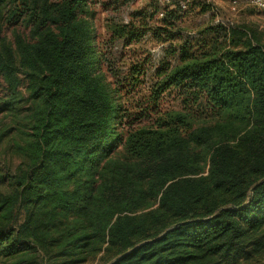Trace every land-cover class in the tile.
Masks as SVG:
<instances>
[{
	"label": "trees",
	"instance_id": "obj_1",
	"mask_svg": "<svg viewBox=\"0 0 264 264\" xmlns=\"http://www.w3.org/2000/svg\"><path fill=\"white\" fill-rule=\"evenodd\" d=\"M96 4L0 0V264H263L264 32L194 45L178 0L160 25L150 7L108 26L178 42L130 111L150 57L119 84Z\"/></svg>",
	"mask_w": 264,
	"mask_h": 264
},
{
	"label": "rangeland",
	"instance_id": "obj_2",
	"mask_svg": "<svg viewBox=\"0 0 264 264\" xmlns=\"http://www.w3.org/2000/svg\"><path fill=\"white\" fill-rule=\"evenodd\" d=\"M95 28L105 53V58L109 63L111 75L114 79L123 84L127 75L129 63L135 59L142 60L150 57L149 65L146 67L143 88L137 93L128 96L129 110H139L146 106L147 90L153 81L156 67L162 61H169L173 64L178 59L176 53L178 42H158L152 38L151 33L138 43L129 46L124 45L122 41L110 43L108 41V26L126 24L131 16L137 11H144L156 8L157 13L152 16L151 25H160L165 17L160 14L169 8V11L177 9L176 7L165 6L163 2L151 4L150 0H95ZM233 5L232 0H193L187 12L178 13L180 18L176 24L181 29L182 40L198 45L204 40L214 38L212 32L218 25H228L229 23L255 27L264 32V12H260L251 7L244 0H237ZM151 7V8H150ZM207 7V12L202 9ZM152 11V10H151ZM221 37V35H220ZM113 79V78H112ZM170 106V103L167 104ZM264 264V263H263Z\"/></svg>",
	"mask_w": 264,
	"mask_h": 264
},
{
	"label": "built area",
	"instance_id": "obj_3",
	"mask_svg": "<svg viewBox=\"0 0 264 264\" xmlns=\"http://www.w3.org/2000/svg\"><path fill=\"white\" fill-rule=\"evenodd\" d=\"M169 0H160V2H168ZM193 0H178V5L180 7V9L182 11H186L189 7V4L192 2ZM247 4H249L251 7H254L255 9H257L260 12H264V0H244ZM237 0H232V4L236 5L237 4ZM161 16H163V12L160 14Z\"/></svg>",
	"mask_w": 264,
	"mask_h": 264
},
{
	"label": "water",
	"instance_id": "obj_4",
	"mask_svg": "<svg viewBox=\"0 0 264 264\" xmlns=\"http://www.w3.org/2000/svg\"><path fill=\"white\" fill-rule=\"evenodd\" d=\"M183 224H185V223H180V224H178V225H175V226L171 227V229H169V231H170V230H173V229H175V228H178L179 226H181V225H183ZM164 235H165V234H163L162 236H164ZM128 253H129V252H128ZM128 253L121 255V256H120L119 258H117L115 261H117V260H119L120 258L124 257V256L127 255Z\"/></svg>",
	"mask_w": 264,
	"mask_h": 264
}]
</instances>
